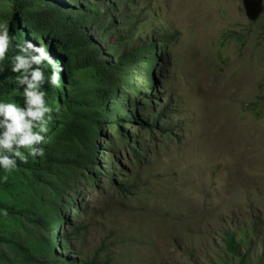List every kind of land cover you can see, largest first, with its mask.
<instances>
[{"label":"rangeland","instance_id":"374dc122","mask_svg":"<svg viewBox=\"0 0 264 264\" xmlns=\"http://www.w3.org/2000/svg\"><path fill=\"white\" fill-rule=\"evenodd\" d=\"M91 3L100 19L90 35L108 60L129 42L156 41L158 90L146 115L166 107L165 115L152 132L136 121L123 124V130L139 136L132 140L133 148L143 151L138 160L116 140L112 145L99 138L100 154H113L116 175L123 173L125 180L114 177V186L101 176L91 186L76 184L80 216H67L53 233L45 225L33 238V217L16 222L0 210V236L23 245L33 241L38 255L46 257L38 264H237L225 243L235 231L249 232L241 255L259 256L264 245V0ZM11 13L12 3L0 0V23L8 24ZM111 17L113 29L102 34L99 28ZM12 199L30 207L31 192L20 187ZM73 230H78L75 237ZM65 236L75 251L60 247ZM46 243L54 245L51 258L42 248ZM1 257L0 264H24L8 244H0Z\"/></svg>","mask_w":264,"mask_h":264},{"label":"trees","instance_id":"16d2710c","mask_svg":"<svg viewBox=\"0 0 264 264\" xmlns=\"http://www.w3.org/2000/svg\"><path fill=\"white\" fill-rule=\"evenodd\" d=\"M8 1L12 3L8 21L12 43L6 60L0 62V102L23 106V89L16 83L17 74L11 71L18 43L31 40L43 44L63 69L60 88L43 86L46 102L53 108L47 127L50 135L40 145L44 149L43 157L29 156L26 164L17 161L18 166L10 173L0 169V210L16 222L23 216L33 217L35 238L45 225H49L53 233L57 223L67 220V216L74 219L81 215L83 209L73 190L79 182L91 186L101 176L108 177L114 186H117L114 177L124 182L123 173L116 175L117 159L113 154H100V137H107L112 145L116 140L127 151L132 150L138 160L143 151L133 148L135 142L132 140L139 136H131L122 129L123 124L136 121L141 129L152 132L162 121L167 108L161 106L160 111L152 110L146 115L149 108L153 109V95L158 90L154 85L160 56L155 40L129 42L120 53L116 52L113 60H108L103 55L102 45L90 35L91 26L100 19L91 0ZM114 23L115 18L111 17L99 30L106 34L107 29H113ZM44 64L45 76H50L52 66L47 61ZM57 108L58 112L55 111ZM4 175H8L7 182L2 180ZM20 187L31 192L30 207H22L12 199ZM251 227L255 228V223ZM77 231H72L73 237L77 236ZM235 232L226 235L225 243L227 251L237 258V264H264V245L259 256L241 255L242 247L247 246L249 232L245 235ZM58 242L65 252L76 250L71 237L65 236ZM0 244L12 246L24 264H38L46 259L44 255H38L39 246L33 241L23 245L13 238L0 236ZM46 244L42 248L51 258L54 245Z\"/></svg>","mask_w":264,"mask_h":264},{"label":"clouds","instance_id":"9594fccd","mask_svg":"<svg viewBox=\"0 0 264 264\" xmlns=\"http://www.w3.org/2000/svg\"><path fill=\"white\" fill-rule=\"evenodd\" d=\"M12 38L7 22L0 23V62L7 58ZM18 53L12 58L11 71L16 73V83L23 89V106L0 102V169L12 172L17 161L28 163L29 156L43 157L45 133L52 118L53 108L46 102L44 85L60 88L63 70L43 44L31 40L16 45ZM52 66L50 76H45L44 62ZM59 111V109H55ZM25 150V151H22ZM7 182L8 175L2 177Z\"/></svg>","mask_w":264,"mask_h":264}]
</instances>
